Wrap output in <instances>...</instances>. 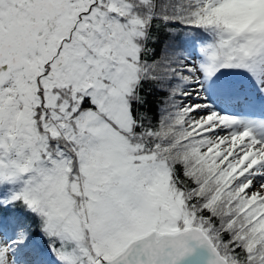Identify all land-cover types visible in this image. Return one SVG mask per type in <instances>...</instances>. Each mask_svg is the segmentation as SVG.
Here are the masks:
<instances>
[{
	"label": "snow or ice",
	"instance_id": "1",
	"mask_svg": "<svg viewBox=\"0 0 264 264\" xmlns=\"http://www.w3.org/2000/svg\"><path fill=\"white\" fill-rule=\"evenodd\" d=\"M0 264H264V0H0Z\"/></svg>",
	"mask_w": 264,
	"mask_h": 264
}]
</instances>
